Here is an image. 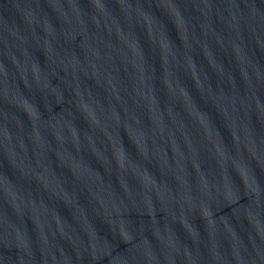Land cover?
I'll return each instance as SVG.
<instances>
[{
	"label": "water",
	"instance_id": "water-1",
	"mask_svg": "<svg viewBox=\"0 0 264 264\" xmlns=\"http://www.w3.org/2000/svg\"><path fill=\"white\" fill-rule=\"evenodd\" d=\"M0 264H264V0H68L0 70Z\"/></svg>",
	"mask_w": 264,
	"mask_h": 264
}]
</instances>
